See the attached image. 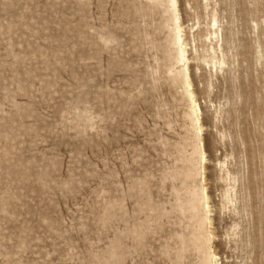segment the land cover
Returning a JSON list of instances; mask_svg holds the SVG:
<instances>
[{"label":"rangeland","instance_id":"374dc122","mask_svg":"<svg viewBox=\"0 0 264 264\" xmlns=\"http://www.w3.org/2000/svg\"><path fill=\"white\" fill-rule=\"evenodd\" d=\"M207 1L178 5L190 57L189 27L213 10L222 29V69L190 61L212 248L218 264H264V0ZM169 24L165 0H0V264H198L175 253L194 137L164 66ZM218 160L237 212L220 205Z\"/></svg>","mask_w":264,"mask_h":264},{"label":"bare ground","instance_id":"6f19581e","mask_svg":"<svg viewBox=\"0 0 264 264\" xmlns=\"http://www.w3.org/2000/svg\"><path fill=\"white\" fill-rule=\"evenodd\" d=\"M165 2L166 9L170 13V42L173 46L174 52L171 57L166 59V64L164 66H167L169 62L171 63L170 65L177 66V69H175L177 70L176 76H178L188 100L189 109L187 116H189L190 130L194 137L192 145L189 141V146H192L191 153H187V155L184 154L185 164L178 174L180 185L174 192L176 201H179V203L175 205V209L183 216L188 217L191 220V225L190 229L187 227L185 228V231L186 229L189 230L186 236L180 235L176 239L177 246L175 253L176 256H179L186 250V248H190L199 254L198 264H218V257L212 248L214 235L210 230V195L207 186L204 183V169L207 159L202 136L204 127L201 119L202 110L193 90V83L190 78V61L191 59L197 61V69L198 66H200V63H203L209 68L216 69L218 67L217 69L221 70L226 64L222 46V29L218 23L216 13L213 12V10L208 14L209 22L207 23V29L203 33L194 35V32L192 31L193 26L189 27L193 41L192 43H194V45L192 44L193 54L195 55L194 57H190L187 49L188 43L185 38V28L179 12L178 0H165ZM207 2L208 1L205 0V3L203 4L205 10H207V6H209ZM196 24L198 25V21ZM197 37L199 40L202 38L201 41L206 43L205 47L201 49V53L196 46ZM215 112L216 114L218 113L216 109ZM80 116H82V113ZM196 164L197 167L195 166ZM216 164L221 173L219 178L225 182L226 185L221 192L220 205L222 209H230L237 212L238 209L235 203L236 192L234 186L235 176L227 168L226 161L218 160ZM197 177L200 178V183L195 182ZM188 218L186 219L188 220ZM131 234L136 235L137 230H132ZM110 253L113 255L115 250L112 249Z\"/></svg>","mask_w":264,"mask_h":264}]
</instances>
